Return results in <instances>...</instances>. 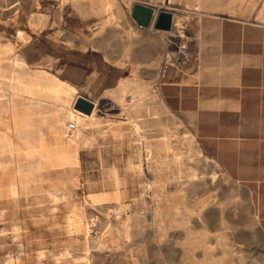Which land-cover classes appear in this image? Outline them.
Segmentation results:
<instances>
[{
  "label": "rangeland",
  "instance_id": "1",
  "mask_svg": "<svg viewBox=\"0 0 264 264\" xmlns=\"http://www.w3.org/2000/svg\"><path fill=\"white\" fill-rule=\"evenodd\" d=\"M17 3L0 0V131L15 120L22 140L15 152L0 142V264H264L253 190L157 98V65L177 49H130L134 5L122 0H44L32 17L31 0ZM31 38L107 51L127 80L78 112L72 88L25 66L15 49ZM40 93L52 108L37 114L28 97ZM36 124L65 128L68 149L31 151Z\"/></svg>",
  "mask_w": 264,
  "mask_h": 264
},
{
  "label": "crops",
  "instance_id": "2",
  "mask_svg": "<svg viewBox=\"0 0 264 264\" xmlns=\"http://www.w3.org/2000/svg\"><path fill=\"white\" fill-rule=\"evenodd\" d=\"M25 1L12 6L19 5L20 13ZM122 1L153 7V23L159 12L172 13L171 31H140L130 13L127 30L139 36L138 45L130 49H177L166 67L157 65V98L171 116L192 127L206 156L234 181L250 186L264 229V0ZM42 2L31 0L30 17L37 14ZM44 31L32 30L34 43L38 32ZM46 38L59 44L51 36ZM32 41L29 49H15L22 51L25 66L72 88L74 104L78 97L92 102L103 99L129 75L127 66L115 64L107 51L64 42L60 49H39ZM36 97H28L32 111L39 114L52 108L43 98V104L35 105ZM18 100L16 97L14 103ZM17 111L15 108L14 113ZM9 125L10 130L0 131V142L8 143L15 152L20 149L21 132L17 121ZM38 126L31 131L36 134L29 140L31 151L68 149L65 128Z\"/></svg>",
  "mask_w": 264,
  "mask_h": 264
},
{
  "label": "water",
  "instance_id": "3",
  "mask_svg": "<svg viewBox=\"0 0 264 264\" xmlns=\"http://www.w3.org/2000/svg\"><path fill=\"white\" fill-rule=\"evenodd\" d=\"M155 9L150 6L135 4L131 11V17L134 22L144 29H155L159 31H171L173 28V15L168 11H161L158 13L155 22L153 17ZM74 109L85 115H91L96 109L94 102L89 101L84 97H78L75 101Z\"/></svg>",
  "mask_w": 264,
  "mask_h": 264
},
{
  "label": "built area",
  "instance_id": "4",
  "mask_svg": "<svg viewBox=\"0 0 264 264\" xmlns=\"http://www.w3.org/2000/svg\"><path fill=\"white\" fill-rule=\"evenodd\" d=\"M138 28L140 30H144V28H142L141 26H138ZM68 127H69L68 128L69 129V132H73L75 130V128H76V126L74 124H69Z\"/></svg>",
  "mask_w": 264,
  "mask_h": 264
},
{
  "label": "bare ground",
  "instance_id": "5",
  "mask_svg": "<svg viewBox=\"0 0 264 264\" xmlns=\"http://www.w3.org/2000/svg\"><path fill=\"white\" fill-rule=\"evenodd\" d=\"M176 25V24H175Z\"/></svg>",
  "mask_w": 264,
  "mask_h": 264
}]
</instances>
